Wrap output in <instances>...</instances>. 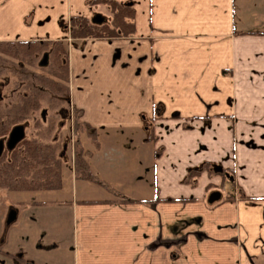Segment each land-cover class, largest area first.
Instances as JSON below:
<instances>
[{
  "label": "crops",
  "instance_id": "crops-1",
  "mask_svg": "<svg viewBox=\"0 0 264 264\" xmlns=\"http://www.w3.org/2000/svg\"><path fill=\"white\" fill-rule=\"evenodd\" d=\"M114 1L132 10L129 31L71 38L74 19L108 24L106 6L0 0V42L63 45L68 104L94 132L79 136L94 178L71 165V197L33 202L6 254L264 264V0Z\"/></svg>",
  "mask_w": 264,
  "mask_h": 264
},
{
  "label": "trees",
  "instance_id": "trees-1",
  "mask_svg": "<svg viewBox=\"0 0 264 264\" xmlns=\"http://www.w3.org/2000/svg\"><path fill=\"white\" fill-rule=\"evenodd\" d=\"M102 3L110 12L109 23L88 22L80 19H74L70 22V37H113L129 31L132 26V10L125 4L117 3L114 0H90V4ZM46 41H28V42H0V53L8 58L22 60L33 65L36 59L35 55L44 51L48 47ZM56 46L52 49L54 61L59 64L53 65L49 73L63 80L54 79L43 80L39 83L29 86V81L24 88H28L26 93L20 96L19 102L10 105L7 109L0 112V135L4 134L7 128L28 118L31 110H35L41 103L40 100L46 91L51 93H64L67 96L68 73L65 62L55 52H64V47L60 42H54ZM58 50H57V49ZM57 50V51H56ZM58 53V52H57ZM23 72V71H21ZM47 94V93H46ZM36 122V121H35ZM87 129V130H86ZM50 130V127H49ZM72 132L74 139L73 145V172L75 178L91 179L94 178L90 173L85 161V152L81 148L80 133L85 132L89 138L93 137L91 129L79 117L74 115ZM24 143V144H23ZM26 140L22 142L24 148L8 153L6 157L0 160V186L6 185L12 190H53L60 187V164L61 156L59 155L58 146L55 141L38 143L34 141L30 147ZM157 152V151H156ZM202 166H206L203 164ZM199 167L189 169L186 175V182H191L192 178L198 173ZM6 175V177H4ZM16 177L15 180L13 177ZM55 178V181H53ZM5 179V180H4ZM29 180L28 183L23 181ZM24 183V185H23ZM240 195V194H239ZM242 195H240L241 197ZM226 198H230L229 195ZM168 200V199H166ZM169 201V200H168Z\"/></svg>",
  "mask_w": 264,
  "mask_h": 264
},
{
  "label": "rangeland",
  "instance_id": "rangeland-1",
  "mask_svg": "<svg viewBox=\"0 0 264 264\" xmlns=\"http://www.w3.org/2000/svg\"><path fill=\"white\" fill-rule=\"evenodd\" d=\"M55 47L48 46L44 51L37 53L33 65H28L22 60L8 58L0 53V109H7L10 105L19 102L20 96L28 90V88H24L28 81L31 87L35 83H40L43 78L46 80L54 79L63 83L62 79L56 78V76L49 73L53 65L59 64L52 58V49ZM57 52L55 53L59 55L60 60L63 62V54H60L59 51ZM43 55L45 56V62L40 63ZM49 91H46L47 94L45 93L40 100L39 107L31 110L28 114V120L25 124V140L28 142L27 144L32 143L30 147L36 144L34 143L35 140L38 143L56 141L58 144H65L60 164L63 184L60 191L44 189L12 190L6 185L0 186V264H19L15 259L18 254L15 253L16 255L14 254L13 256L6 254L9 253V249L6 247L4 240L9 235L15 234L22 227L24 219L33 214L31 210L28 211L32 207L33 202H50L49 200L53 199L70 198L72 195L70 192L72 189L70 181L74 177L72 174L70 175V166L73 162L74 153L72 125L74 115L77 117L78 115L75 110L70 108L67 96L64 93L54 94ZM23 144L20 145V148H24ZM58 144V149H60ZM15 178L14 176L13 179L15 180ZM28 181L27 179V181L23 182L28 183ZM53 181H55V178H53ZM226 188V186L219 187L218 192L224 191ZM25 209L26 211H24ZM9 210L17 211L18 215L10 224H6L5 216Z\"/></svg>",
  "mask_w": 264,
  "mask_h": 264
},
{
  "label": "water",
  "instance_id": "water-1",
  "mask_svg": "<svg viewBox=\"0 0 264 264\" xmlns=\"http://www.w3.org/2000/svg\"><path fill=\"white\" fill-rule=\"evenodd\" d=\"M95 21H100L101 18L99 16L94 17ZM24 137L23 126L21 124L14 125L9 130L5 146L7 149H11L17 142H19ZM3 147V141L0 139V152ZM219 197V193L217 191H213L208 195L207 202H213L217 200ZM15 217L14 210H10L6 216L5 223L9 224Z\"/></svg>",
  "mask_w": 264,
  "mask_h": 264
},
{
  "label": "flooded vegetation",
  "instance_id": "flooded-vegetation-1",
  "mask_svg": "<svg viewBox=\"0 0 264 264\" xmlns=\"http://www.w3.org/2000/svg\"><path fill=\"white\" fill-rule=\"evenodd\" d=\"M42 62L43 63L45 62V56L44 55H43V58L41 59L40 63H42ZM3 110H5V109H3ZM3 110L0 109V112H2ZM27 120L28 119H26V120H24L22 122H18V123H14V124L10 125L7 128L6 132L4 134H1L0 135V139L3 141V147H2V150L0 152V160L3 159L4 157H6L8 153H12L13 151H17L20 148V145H22V142L26 139V128H25V124L27 123ZM18 124H21L23 126L24 137L19 142H17L11 149H7L6 146H5V142H6V139H7L8 133H9V130L11 129V127H13L14 125H18ZM55 143H56V141H55ZM56 144H58V143H56ZM58 145H59L60 149H58L57 152L63 158V154H64V151L63 150H65L64 149V147H65L64 145L65 144H61L60 143ZM8 212H7V214H8ZM7 214H6V216H7ZM6 216H5V219H6Z\"/></svg>",
  "mask_w": 264,
  "mask_h": 264
}]
</instances>
